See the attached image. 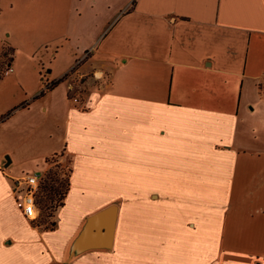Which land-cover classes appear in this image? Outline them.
<instances>
[{"label": "crops", "instance_id": "1", "mask_svg": "<svg viewBox=\"0 0 264 264\" xmlns=\"http://www.w3.org/2000/svg\"><path fill=\"white\" fill-rule=\"evenodd\" d=\"M80 1L60 24L81 55L55 80L89 53L75 72L102 84L78 105L36 88L0 112V264H264V0H127L95 33ZM38 130L46 146L29 154ZM16 144L26 170L7 156ZM53 153L68 189L42 230L10 179ZM106 208L110 236L81 234Z\"/></svg>", "mask_w": 264, "mask_h": 264}, {"label": "rangeland", "instance_id": "2", "mask_svg": "<svg viewBox=\"0 0 264 264\" xmlns=\"http://www.w3.org/2000/svg\"><path fill=\"white\" fill-rule=\"evenodd\" d=\"M126 1L81 0L77 4L79 6L86 3L87 15L84 18L93 20L91 26L89 24L88 30L95 33L93 26H98L109 17L116 7L121 6ZM65 2L66 0H0V46L7 42L13 43L16 54L11 64L12 73L9 76L4 77L1 74L3 67L0 69V78H2L0 80V112L10 105L27 100L36 88L41 90L43 94L47 93L48 91L44 89L55 81H59L52 89L55 108L56 105L59 106L57 101L65 99L64 92L66 97H70L68 99L73 104L76 102L75 105H78L81 95L87 93L88 89H98L102 84V79H93L90 71L83 75L75 72L80 65L87 61L89 53H85L69 73L55 80L60 73L65 72L72 66L81 55V53H74L62 37L63 27L60 24V19L64 14ZM131 3L132 1H129V5ZM93 14L95 17L92 18L90 15ZM7 58H9V55L6 58L0 57V62H7ZM65 86H67L66 91ZM23 107L24 104L20 105L18 109ZM2 120L3 118H0V123ZM26 122H24V125H26ZM15 123H17L16 119L7 123L6 126L10 127ZM20 125L16 124L15 126ZM40 134L44 139L43 133L38 130L37 135L30 141L31 150L29 154L35 155L34 150L43 151L46 146V142L38 137ZM10 151L11 154L7 156L12 158V166L18 167L16 170H26V162L16 163L18 159L25 157L26 151H28L26 146L16 144L10 148ZM4 163L3 158L2 164L4 165ZM35 170L44 171V179L40 184V188L44 182H49V177L57 178L54 185L59 183L61 185L58 186L57 193L51 195V199L52 204L58 201L60 192L69 178L67 160L62 159L59 153H53L37 162ZM91 175L93 176V172ZM52 217L46 218L43 222L38 211L35 220L31 221V225L42 230H48L50 229Z\"/></svg>", "mask_w": 264, "mask_h": 264}, {"label": "built area", "instance_id": "3", "mask_svg": "<svg viewBox=\"0 0 264 264\" xmlns=\"http://www.w3.org/2000/svg\"><path fill=\"white\" fill-rule=\"evenodd\" d=\"M11 72L12 68L5 64L2 68L1 74L7 76ZM43 179L44 171L24 173L10 179V190L14 203L21 215L31 221L36 218L38 212L35 205V195Z\"/></svg>", "mask_w": 264, "mask_h": 264}, {"label": "trees", "instance_id": "4", "mask_svg": "<svg viewBox=\"0 0 264 264\" xmlns=\"http://www.w3.org/2000/svg\"><path fill=\"white\" fill-rule=\"evenodd\" d=\"M8 55H9L8 49H4L0 53L1 58H6ZM6 61L8 62L9 58H7ZM7 62H4V61L0 62V69ZM57 83H59V81H55V82L50 83L44 90L45 91H51L57 85ZM40 94H42V92H40ZM67 98H70V97L67 96ZM56 182H57V178L49 177V182H47V183L44 182V184L41 186V188L39 187V189L35 195V205L39 211V215L42 217L41 221H43V222L45 221L46 218H50V216L52 217L54 212L62 205L63 199H64L66 191L68 189V182H65V185L63 186L64 188L60 192L59 200L52 204L51 195L57 193V188L59 185H61L60 183L57 185H54V184H56ZM40 193H41V195H40ZM51 223H52V220L50 222L49 228H51Z\"/></svg>", "mask_w": 264, "mask_h": 264}, {"label": "water", "instance_id": "5", "mask_svg": "<svg viewBox=\"0 0 264 264\" xmlns=\"http://www.w3.org/2000/svg\"><path fill=\"white\" fill-rule=\"evenodd\" d=\"M4 160H5V163L3 166L6 167L9 164V158L7 156H5ZM110 210H111L110 208H106V209H104L100 212H97L96 214L90 216L89 218H87L85 220V223H84L83 228H82L80 233L82 234L84 232V230L89 228V227L97 229L99 226H102V229L106 230V236L109 237L111 234L112 221H113L112 215L108 216ZM74 245H72L71 250L73 249ZM95 247H98L97 243L93 242L89 246L84 247V249L95 248ZM71 254L72 253H70V255Z\"/></svg>", "mask_w": 264, "mask_h": 264}]
</instances>
